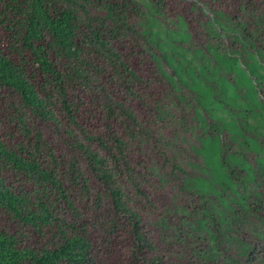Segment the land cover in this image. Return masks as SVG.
<instances>
[{"label": "trees", "instance_id": "16d2710c", "mask_svg": "<svg viewBox=\"0 0 264 264\" xmlns=\"http://www.w3.org/2000/svg\"><path fill=\"white\" fill-rule=\"evenodd\" d=\"M149 1L168 21L165 0ZM207 1L233 23L240 40L236 36L233 44L254 71L252 52L264 48V16L257 2ZM135 17H146L135 0H0V92L16 96L10 114L1 117L13 126L10 133L16 138H0V215L18 225L15 230L0 227V264H94L90 230L101 248L130 241L129 264H264V138L262 146L245 135L247 144L228 145L225 136L218 137L225 132L223 119L207 108L206 115L197 110L195 127H183L181 133L157 126L156 141L150 143L153 133L128 101L144 102V96L154 95L150 86H156L153 109L160 112L159 119H173V100L193 119L194 96L178 86L202 81L212 89L215 83L159 50L153 22L139 27ZM189 27L202 34L191 20ZM218 31L211 20L204 25L206 39L220 37ZM222 46L219 39L218 51L226 57L229 52ZM162 54L176 78L165 73ZM139 58L147 61L146 73L130 63ZM214 88L221 96L223 85ZM238 92L249 109H264L263 83ZM218 94L217 103L230 108ZM88 104L100 110L106 126L101 134H84L81 140L73 132L75 127L77 135L86 132L82 122L87 110L81 107ZM28 115L52 123L84 152L85 164L102 186L94 201L100 218L92 226L76 204L88 199L89 180L75 161L64 172L58 167L51 142L40 130L32 133ZM147 144L162 147L156 153L161 160L148 159L145 165L144 179L157 177L161 188L149 197L129 152ZM244 145L262 157H249ZM208 150L211 158L205 156ZM141 195L152 221L140 212Z\"/></svg>", "mask_w": 264, "mask_h": 264}, {"label": "rangeland", "instance_id": "374dc122", "mask_svg": "<svg viewBox=\"0 0 264 264\" xmlns=\"http://www.w3.org/2000/svg\"><path fill=\"white\" fill-rule=\"evenodd\" d=\"M135 1L138 2L139 6H142V10L146 13V17L144 19L135 17L133 20L139 27H148L149 25L146 20H151L153 22L152 30L154 32L157 31L160 37V48L158 49L168 51L169 53L166 54L168 57L181 58L183 63L187 64L190 69L196 67L198 74L204 73L211 82L215 83L212 86V89L202 81H199L196 85L190 87H186L185 85L178 86L179 91L184 90L186 93L193 94L194 96V104L191 105V107L194 108L193 118H195V112L197 110L201 111V114L206 115L208 108L211 112H214L215 116L223 119L222 124L225 132L222 135L218 134V137L224 139L225 136L228 145L239 148L240 145L247 144L245 139L242 138V136L245 135L248 141H252L257 145L262 146V139L264 138V109H254V107L249 109L247 101L244 98H240L238 90L245 88L249 89L250 86L254 87L257 83L260 86H262V83L264 84V48H255L253 50V60L254 63H256L257 68L254 71L251 70L239 54L240 52L237 50L238 47L233 44L236 36H238V41L240 42L239 33L236 32L233 23L227 19L223 13L224 11L222 12V9H218L217 12L213 11L207 0H165L163 7L167 9L165 11L166 16H168V21H163L161 17H158L159 14L149 0ZM255 2H257L258 11L264 16V1L255 0ZM189 20L193 22L194 26H196L202 34H196L189 29ZM210 20L215 28L219 30L218 33L220 37L206 39V36L204 35V25H209ZM181 39H184L185 43H181ZM219 39L225 48L222 47L229 52L226 57L222 56L218 51ZM242 39L243 43L248 45V40L245 38ZM156 52L158 51L155 49L153 53ZM162 57L165 59V54H162ZM130 63L134 65V68L137 67L146 73V60L141 61L139 58L135 61L130 60ZM162 66L168 76L176 78L173 67L166 59L164 64L162 63ZM181 74L185 76V73ZM147 85L150 84L148 83ZM220 85H223L224 87L221 96L218 94L217 89L215 90L214 88V86L219 87ZM149 90L151 93H154V95L152 97L148 95L144 96V102L137 103L130 100L126 104L135 110L138 121L143 125L147 124L149 126V130L153 133V138L150 140V143L154 144V141H156V137L158 136L154 131V129L158 128L157 126H160L166 131V133H171L174 131V127L176 125L179 126L180 124H178L176 118H173V122L170 123L169 120L164 122L157 117V112L153 109V105L155 101L154 96H156L155 94H158L159 91L156 86L154 88L153 86H150ZM258 91L259 94H261V90L258 89ZM215 94H218L222 99L228 100L231 107L225 108L223 105L217 103L214 98ZM234 97H237L236 102L232 101ZM15 99V94H12L9 90H2L0 92V138L5 141H14L16 138L11 136L10 133V131L13 130V126L7 125L3 122L4 119H1V117H7L10 114L11 111L8 106L10 101ZM177 99L179 100L178 93ZM200 100L205 102L206 107H202ZM186 102L188 103V100ZM87 106L90 105L88 104L86 107H81L83 110H87L84 112L86 117L82 122V131L86 130V132L77 135L78 129L74 126V137L81 140L84 138V134H101L106 126L100 110H97V108H87ZM247 110H250L251 112L247 113ZM177 115H180V112H178ZM28 116L29 125L32 127V133H34L35 130H40L44 137L51 142V146L57 157L58 167L64 172L67 167H70V162L75 161L83 172L84 177L89 180L90 194L88 199H84V202L77 200L76 204L80 209L79 211L82 212V210H84L86 214L85 223L88 226H92L94 222L97 221L96 219L100 218L99 211H95L94 201L96 199V192H101L100 189H102V186L98 182L95 174H93L85 164L86 157L83 155L84 152L73 146V137L66 135L62 130L54 129L51 126L52 123L40 121L32 115ZM195 123V119H189L183 127H195ZM188 133L190 134L191 132ZM18 135L19 134H17V136ZM232 138H236V140H234L236 141V144L232 142ZM18 140L23 139L19 138ZM103 140L105 143L107 142L106 137H103ZM85 142L87 143L88 141L85 140ZM132 146L133 144L130 147ZM157 146L159 148L154 149L152 144H147L143 150L141 149L138 151L136 148H131V151H129L132 156V161L135 163L144 180L142 188L146 191L145 193L147 196H154L153 194H157V190H161L157 177L148 180H145L143 177L145 175L144 172L146 173L145 165L148 163V159L151 160L154 158L155 160H161L162 158V156L156 155L158 149H162L159 145ZM241 149L246 152L249 157L254 158L256 156H261L248 145L242 146ZM261 151L262 156H264V147H262ZM100 153L104 155L103 152L100 151ZM212 153L211 150H208L205 152V156L211 158ZM191 163H194V160ZM62 180H64L63 176ZM72 193L75 196H78L79 200L83 198L81 193H77L74 190H72ZM168 193L169 192L166 191L165 194ZM103 201L104 200H99V202L102 203ZM140 201L142 203L140 205V212L146 217V220H148L147 217L149 213L146 212L148 211L146 197L141 195ZM153 201L156 207L161 206L159 200L156 198H154ZM103 205L105 206V204ZM61 206L64 209L66 208V205L63 203H61ZM148 221H152V219ZM0 227L8 230H15L18 225L13 223V221L11 219L9 220L6 216L0 215ZM128 242H123V240L116 241L112 244L110 249H106L101 248L100 239L95 238L93 244L96 245L94 246V249H97V252L94 253V264H129L127 259L130 256L131 243L130 241Z\"/></svg>", "mask_w": 264, "mask_h": 264}, {"label": "clouds", "instance_id": "9594fccd", "mask_svg": "<svg viewBox=\"0 0 264 264\" xmlns=\"http://www.w3.org/2000/svg\"><path fill=\"white\" fill-rule=\"evenodd\" d=\"M264 1V0H263ZM163 10H164V8H163ZM164 14L166 15V11L164 12ZM158 17L160 18L161 16H159L158 15ZM162 18V20H163V17H161ZM163 21H166L165 20V18H164V20ZM188 26H189V21H188ZM189 29H190V27H189ZM173 102H174V106H173V108H172V110H173V118H176V120L178 121V124H180L179 126H175L176 127V129L178 130V133H181V131H182V129L183 128H181V127H183V126H185L186 125V123H187V121L191 118V117H188L187 116V113L185 112V110L182 108V106H180L178 103H177V101L176 100H173ZM178 112H180V115H177V113ZM157 113L159 114V116H160V112L159 111H157ZM194 119V118H193ZM160 120H162V119H160ZM163 121V120H162ZM165 122V121H164ZM170 122H173V120H171ZM183 134H185V133H183ZM89 186V185H88ZM90 233H89V236H90V238H91V241H92V244L94 243V239H95V236L93 237V232L90 230L89 231ZM92 233V234H91ZM99 239V238H98ZM94 246H96V245H94L93 244V251H94V253L95 252H97V249L95 250L94 249ZM101 247V246H100Z\"/></svg>", "mask_w": 264, "mask_h": 264}]
</instances>
